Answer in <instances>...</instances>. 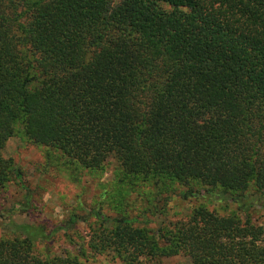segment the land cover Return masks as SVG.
Instances as JSON below:
<instances>
[{"label": "trees", "instance_id": "obj_1", "mask_svg": "<svg viewBox=\"0 0 264 264\" xmlns=\"http://www.w3.org/2000/svg\"><path fill=\"white\" fill-rule=\"evenodd\" d=\"M16 127L69 166L114 160L117 189L149 195L137 216L93 210L92 252L264 264V228L233 215L199 206L148 228L175 197L264 205V0H0V191L21 178L2 155ZM77 220L10 224L0 264H81L34 253Z\"/></svg>", "mask_w": 264, "mask_h": 264}, {"label": "rangeland", "instance_id": "obj_2", "mask_svg": "<svg viewBox=\"0 0 264 264\" xmlns=\"http://www.w3.org/2000/svg\"><path fill=\"white\" fill-rule=\"evenodd\" d=\"M117 4L122 0H109ZM5 160H11L21 174L18 179L12 176L10 182L0 191V241L17 238L9 228L10 224L31 225L46 232L63 226L73 215L79 217L70 237L59 233L47 243H37L34 253L41 257L49 252L51 256H74L81 264H120L112 255L96 254L87 243L94 229L96 217L91 212L99 210L109 217H116L120 211L137 216L145 207V189L122 191L115 183L117 163L106 162L102 169L90 171L69 166L57 151L30 143L21 127H16L2 151ZM187 190L177 188L176 195ZM139 192V193H138ZM125 196V197H124ZM28 200V202H27ZM122 205V206H120ZM203 206L219 216H236L242 222L249 220L255 226L264 228V205L253 206L244 212L235 204H225L207 197L190 198L187 201L175 197L168 211L155 217L148 227L152 232L164 225L185 220L190 211ZM188 259L177 255L163 259L162 264H188Z\"/></svg>", "mask_w": 264, "mask_h": 264}]
</instances>
